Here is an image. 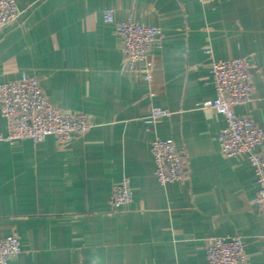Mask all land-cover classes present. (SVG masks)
I'll list each match as a JSON object with an SVG mask.
<instances>
[{"label": "crops", "instance_id": "obj_1", "mask_svg": "<svg viewBox=\"0 0 264 264\" xmlns=\"http://www.w3.org/2000/svg\"><path fill=\"white\" fill-rule=\"evenodd\" d=\"M21 15L0 32V83L39 77L49 101L84 111L86 134L61 143L8 140L0 108V238L17 233L8 264H209L217 235L240 233L249 264H264V211L246 153L225 157L213 60L248 57L251 101L239 103L264 128V0H17ZM133 15L157 28L139 79L120 35L104 21ZM153 108L169 109L155 122ZM171 139L189 162L163 185L151 143ZM131 179V203L115 208L113 187Z\"/></svg>", "mask_w": 264, "mask_h": 264}, {"label": "built area", "instance_id": "obj_2", "mask_svg": "<svg viewBox=\"0 0 264 264\" xmlns=\"http://www.w3.org/2000/svg\"><path fill=\"white\" fill-rule=\"evenodd\" d=\"M21 15L17 0H0V32L16 22ZM104 21L113 25L120 35L122 47L127 54V65L136 78L149 79L150 68H143V62L154 46L161 45L157 28L129 15L125 19L116 17L115 9L103 11ZM215 76L217 95L205 101L223 115L226 125L218 135L225 157H237L246 153L255 168L259 185L257 201L264 211V128L250 113L240 114L235 107L251 101L254 93L253 66L246 57L213 60L210 64ZM0 108L9 126L8 140L32 139L41 142L50 134L61 143L73 137L88 133L94 126V118L84 111L63 109L49 101L45 89L36 75L23 72L18 78L0 83ZM169 109L153 108L149 119L155 122ZM158 180L166 185L184 179L189 162L183 159L175 142L155 137L151 143ZM134 190L128 176L113 187L112 201L115 208L132 202ZM21 238L17 233L0 238V264L9 261L22 252ZM209 264H249L246 241L242 234L217 235L207 245Z\"/></svg>", "mask_w": 264, "mask_h": 264}]
</instances>
